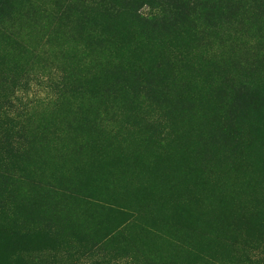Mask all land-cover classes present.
<instances>
[{
    "label": "rangeland",
    "instance_id": "374dc122",
    "mask_svg": "<svg viewBox=\"0 0 264 264\" xmlns=\"http://www.w3.org/2000/svg\"><path fill=\"white\" fill-rule=\"evenodd\" d=\"M72 1L4 17L0 264H264V0Z\"/></svg>",
    "mask_w": 264,
    "mask_h": 264
},
{
    "label": "trees",
    "instance_id": "16d2710c",
    "mask_svg": "<svg viewBox=\"0 0 264 264\" xmlns=\"http://www.w3.org/2000/svg\"><path fill=\"white\" fill-rule=\"evenodd\" d=\"M139 3H142L141 6H148L151 9V12L147 16L141 15L136 11V15L147 21L148 23H154V21H162L168 26L176 27L178 24V19L182 17L185 12V8L190 10L191 8H201L204 12H207L208 16L212 12V7L209 6L207 0H189L188 3L183 2L180 4L178 0H133ZM74 5L78 7H88L89 12L95 16L105 15L107 12L119 13L121 12L125 6L122 5L121 0H73ZM12 3V0H0V33H3V29L6 27L4 25V17L7 16L6 12L8 10V6ZM144 4V5H143ZM139 9V8H138ZM110 25H113V22L110 20ZM163 24V23H162ZM262 93L253 87H245L239 91V98L246 105H250L254 108H258L260 105V96ZM13 96V95H12ZM12 97L9 95H2L0 98V117L5 120L7 123L13 122L15 119L11 117L10 110H12ZM8 141V140H6ZM2 142L0 141V149H11V144L5 142L6 145L2 146Z\"/></svg>",
    "mask_w": 264,
    "mask_h": 264
}]
</instances>
